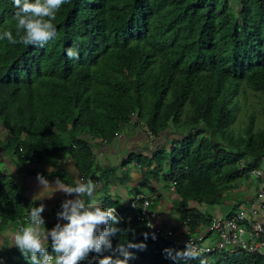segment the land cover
<instances>
[{
    "label": "trees",
    "instance_id": "1",
    "mask_svg": "<svg viewBox=\"0 0 264 264\" xmlns=\"http://www.w3.org/2000/svg\"><path fill=\"white\" fill-rule=\"evenodd\" d=\"M14 11L12 0H0V30L17 40L0 41V147L20 168L28 169L19 148L32 152L30 174L69 184L60 165L69 159L80 180L93 181L95 143H112L128 126L142 129L152 142L164 137L163 148L131 154L125 164H138L143 184L160 177L172 187L181 222L194 229L211 217L189 204L221 205L232 182L247 175L240 161L254 169L264 160V0H64L44 47L20 42ZM69 47L77 57L65 54ZM243 110L244 125L235 129ZM46 164L53 170L38 169ZM133 199L125 208L103 204L122 214L120 229H131L111 237L113 249L131 241L142 247L128 249L129 264H176L148 240ZM25 208L13 179L1 177L0 226ZM113 249L91 254L119 255ZM202 262L264 258L236 252L181 264Z\"/></svg>",
    "mask_w": 264,
    "mask_h": 264
},
{
    "label": "clouds",
    "instance_id": "2",
    "mask_svg": "<svg viewBox=\"0 0 264 264\" xmlns=\"http://www.w3.org/2000/svg\"><path fill=\"white\" fill-rule=\"evenodd\" d=\"M63 3L64 0H12L15 33L20 42L44 47L54 38L56 27L53 21ZM3 40L11 44L17 43L13 31L7 28L0 30V41ZM65 54L74 58L77 57L78 50L69 47ZM36 178L42 189L35 199L51 198L56 191L75 193L76 196L61 203V210L56 213L57 223L50 229H46L42 216L43 203L28 208L25 223L11 233L9 244L19 250L27 264H80L90 252L101 253L105 249H113L111 237L118 232L131 231L118 227L120 217L116 208L101 206L95 196L97 185L91 179L67 184L57 177L54 185H50L44 175L37 173ZM135 247H142V244L128 241L125 246V243L120 242L113 249L119 255H104L92 259L96 260V264H129L134 254L128 249ZM165 253L176 264L198 255L189 242H186L182 250L177 249L174 255L171 249H165ZM0 264H3L2 257Z\"/></svg>",
    "mask_w": 264,
    "mask_h": 264
},
{
    "label": "crops",
    "instance_id": "3",
    "mask_svg": "<svg viewBox=\"0 0 264 264\" xmlns=\"http://www.w3.org/2000/svg\"><path fill=\"white\" fill-rule=\"evenodd\" d=\"M126 130V134L123 135L121 134L123 131L120 132L112 143L101 146L96 142L92 148L94 160L93 182L97 185L95 190L96 199L102 207H104V202L108 200L118 202L121 208H125L136 194H143L153 199L155 210L158 214L156 219L158 225L165 228H174L175 230L180 229L181 219L178 198L173 192H170L173 191L172 188L167 187L164 183L160 190L152 184H143L141 169L138 164L135 162L125 164V160L131 154L149 157V151H153L156 146L162 145L164 137H159L156 141L152 142L151 138L142 129H134L128 126ZM134 133H136L139 140L132 142L128 146L129 137ZM5 136V130L0 127V139ZM60 165L71 177L69 184L80 180L69 159L62 161ZM35 168L37 166L34 168L28 167V169L20 168L16 164V158L1 152L0 147V178L4 176L13 179L21 195L22 205H25V207L30 208L41 203L44 204L42 216L44 217L46 229H50L57 223L58 217L56 213L61 210V203L65 199L74 198L76 194H66L63 191H56L51 198L35 199L37 193L42 189V186L37 181V176L28 172V170ZM38 169L50 172V169L51 171L53 170V165L46 164ZM256 169L262 173L259 179L249 175L236 178L231 188L225 194V202L219 206L210 207V209L215 210L210 211V215H208L210 217L226 216L239 209L246 211L257 209V193L260 188L264 187V160ZM46 179L50 185H54L53 181L48 178ZM104 188L106 190L102 198L98 192ZM146 190L149 191L148 194ZM111 197H115V200L110 199ZM194 204L191 203L189 205L190 207H194ZM257 219L264 220V212L258 211ZM60 222L63 223L62 220ZM16 229L14 223L6 224L4 227L0 226V257L3 258V264H27V261L19 250L14 245L9 246L11 244V233ZM176 240H180L179 234Z\"/></svg>",
    "mask_w": 264,
    "mask_h": 264
},
{
    "label": "built area",
    "instance_id": "4",
    "mask_svg": "<svg viewBox=\"0 0 264 264\" xmlns=\"http://www.w3.org/2000/svg\"><path fill=\"white\" fill-rule=\"evenodd\" d=\"M119 134L115 133V137ZM152 138L150 133H147ZM97 143L101 146L106 145V141L99 139ZM21 158L29 168H34L35 156L32 152H25L22 148L18 150ZM239 169L245 171L249 176L259 179L262 176L260 170L248 169L244 161H240ZM257 209L246 211L239 209L230 215L211 217L207 225H200L191 229L185 222L180 223V229L165 228L156 223L157 211L153 199L143 194H136L130 203L131 210H136L135 218L144 224L145 232L151 243L165 246L175 252L183 249L186 242H189L193 250L198 252L195 258H202L209 255L229 256L236 252H244L264 258V220L257 219L258 211L264 212V187L257 193ZM141 205L138 207V202ZM28 210V209H27ZM27 210L16 218L14 224L18 229L26 220ZM117 215L122 219V214ZM180 235V240L176 237ZM95 257L88 254V257L80 264H96ZM193 259V258H191Z\"/></svg>",
    "mask_w": 264,
    "mask_h": 264
},
{
    "label": "rangeland",
    "instance_id": "5",
    "mask_svg": "<svg viewBox=\"0 0 264 264\" xmlns=\"http://www.w3.org/2000/svg\"><path fill=\"white\" fill-rule=\"evenodd\" d=\"M243 108H244V106H243ZM245 109V108H244ZM254 113H255V115L258 117V118H261V114L257 111V110H255L254 111ZM243 115H244V110H243ZM246 120V117H245V115L243 116V117H239L238 118V120H237V123L235 124V126H234V128L235 129H238V128H242L243 127V125H244V121ZM263 124V123H262ZM262 124L260 123V122H257V125H256V127L257 128H255V129H259L261 126H262ZM127 133V130H126V128L125 129H123V132L121 133V134H126ZM141 133V132H140ZM167 136H169V134H167ZM167 136H165V137H167ZM136 140H139L138 138H137V136H136V133H134V134H132L131 135V137H129V144H128V146H130L131 145V143L132 142H135ZM141 141V140H140ZM161 149L163 148V146H159ZM159 147H157V148H159ZM156 149V148H155ZM153 182V183H152ZM151 182V184L152 185H154V186H156L159 190L161 189V186H163V181H162V179L159 177V179L158 180H153ZM233 183V182H232ZM150 184V185H151ZM148 185V184H147ZM148 187V186H147ZM172 188V187H171ZM162 189H163V187H162ZM105 190H106V188H104V189H102V190H100V192H98V194H100V197H102L103 198V195H105ZM172 190H173V188H172ZM148 192L149 191H147L146 190V193L148 194ZM170 192H173V191H170ZM174 194V193H173ZM115 197H111L110 199H113V200H115L114 199ZM126 202V201H125ZM155 205V204H154ZM194 206V208L196 207V208H198L199 210H200V212L202 213V214H204V215H210V211L212 212V210H215V209H210V207H208V208H206L205 206H198V205H196V204H194L193 205ZM179 215H180V217H181V213H179ZM180 226V225H179ZM174 229V228H173Z\"/></svg>",
    "mask_w": 264,
    "mask_h": 264
}]
</instances>
